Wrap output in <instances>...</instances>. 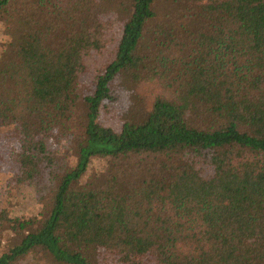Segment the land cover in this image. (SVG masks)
<instances>
[{"label":"trees","instance_id":"trees-1","mask_svg":"<svg viewBox=\"0 0 264 264\" xmlns=\"http://www.w3.org/2000/svg\"><path fill=\"white\" fill-rule=\"evenodd\" d=\"M0 150V264H264V0H0Z\"/></svg>","mask_w":264,"mask_h":264},{"label":"rangeland","instance_id":"rangeland-1","mask_svg":"<svg viewBox=\"0 0 264 264\" xmlns=\"http://www.w3.org/2000/svg\"><path fill=\"white\" fill-rule=\"evenodd\" d=\"M80 132V127L76 126L75 128L72 129L71 133H73L74 135H77ZM59 157H64L65 152L64 151H59ZM99 162V161H97ZM16 171L13 170V168H11L10 166L6 165L4 162V159L2 158L1 155V150H0V189L1 187L4 188L5 186H7L9 183H15L17 182L16 180ZM27 193V197L25 199H21L19 201H15L12 202V209H14L16 212H18L19 214H24V215H28L29 211V207L28 205H30V203L32 202V198L35 199V202H37V208H39L38 202H40L41 204V200L42 199V195L43 193H38L37 191H34L33 193L31 192V190H24V194L25 195ZM31 194V195H30ZM11 241H18V237L16 235L12 236L10 238Z\"/></svg>","mask_w":264,"mask_h":264}]
</instances>
